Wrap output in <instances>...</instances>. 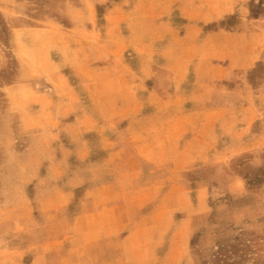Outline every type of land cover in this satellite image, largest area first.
Listing matches in <instances>:
<instances>
[{"label": "rangeland", "instance_id": "1", "mask_svg": "<svg viewBox=\"0 0 264 264\" xmlns=\"http://www.w3.org/2000/svg\"><path fill=\"white\" fill-rule=\"evenodd\" d=\"M219 2L0 0V264L112 186L150 264H264V0Z\"/></svg>", "mask_w": 264, "mask_h": 264}, {"label": "crops", "instance_id": "2", "mask_svg": "<svg viewBox=\"0 0 264 264\" xmlns=\"http://www.w3.org/2000/svg\"><path fill=\"white\" fill-rule=\"evenodd\" d=\"M178 8L181 13L187 14V10L193 13V27L198 26V22L203 26L222 15L219 0H180ZM214 33L215 31H208L206 34L210 36ZM240 34L244 35L243 32ZM239 42L248 44L242 40ZM212 57L209 61L213 67ZM248 57L244 56L241 61L244 63ZM112 189L119 190L112 202L105 200L97 203L94 197L86 198L90 208L71 218L67 235L59 237L51 233L46 239L37 240L35 251L27 261L24 258L27 257L29 249L20 250L19 264H137L142 260L145 264H150V252H155V244L148 239L150 232L148 229L132 227L135 214L132 213L135 209L132 198L140 196L134 194L127 198L126 195L131 192L125 193L118 186H112ZM125 207L128 208L127 215L124 212ZM138 233L147 238L140 245L134 240Z\"/></svg>", "mask_w": 264, "mask_h": 264}, {"label": "trees", "instance_id": "3", "mask_svg": "<svg viewBox=\"0 0 264 264\" xmlns=\"http://www.w3.org/2000/svg\"><path fill=\"white\" fill-rule=\"evenodd\" d=\"M1 36V35H0ZM222 259L221 258H218V262H216V263H213V264H224V263H222ZM224 262V261H223Z\"/></svg>", "mask_w": 264, "mask_h": 264}]
</instances>
